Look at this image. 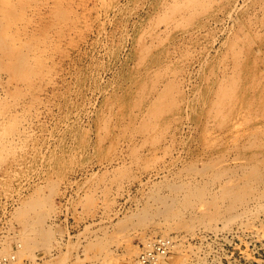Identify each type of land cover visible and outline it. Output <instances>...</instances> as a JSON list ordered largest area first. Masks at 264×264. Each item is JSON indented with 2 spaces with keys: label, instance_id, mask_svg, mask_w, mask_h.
<instances>
[{
  "label": "rangeland",
  "instance_id": "rangeland-1",
  "mask_svg": "<svg viewBox=\"0 0 264 264\" xmlns=\"http://www.w3.org/2000/svg\"><path fill=\"white\" fill-rule=\"evenodd\" d=\"M164 1L166 0H74L76 4L73 3L74 5H71V9L77 12V14L79 13V17L81 16L78 29L76 32H70L68 38L62 42V52H55L54 55H51L47 59L50 76L52 79H56V82L54 80H52L53 82H49L46 77L42 83L45 91H42L39 95L41 100L37 99L36 102L32 103L30 98L27 97L25 101H23V105L19 104L25 108L19 105H17L18 107L15 106L16 101L8 98L10 101L9 104L14 106L17 112L16 122L18 128L23 129L25 132L29 130L26 132L28 133L29 139L27 138L26 141L22 143L23 145H21V143L19 144L20 147L18 152L0 161V249L7 247L6 249L11 252V255H14L17 260H19L18 264H53V262L54 264H64V262L61 261L62 258H67V264H72L75 258L79 257V259H81L85 256H88V258L85 259L86 261H84L85 263L83 262V264H90L88 259H96L93 257L96 250H87L86 245L89 242H96V238L97 241H101L102 238L106 247L97 249L100 250L96 252V256L99 258L93 260L96 264H130L132 259H136V256L128 257L129 249H136V252H141L145 245L140 240V237L142 235L152 238L160 236V228L162 227H169V236L172 238L175 237V242L179 243L178 248L168 254L169 256L160 264H174L176 260L178 261L175 264H264V226H262L264 225V210H257L253 203L247 205L249 208H246L247 212H244L243 216L229 223L227 219L214 215V205L209 201L212 199L207 195L203 201H193V203H185L182 205L180 210L176 211L177 215L175 217L165 219L163 215L156 216L157 218L154 217L151 220L152 222H147L148 225H136L137 219L133 216L141 211L152 189L155 190L161 181L175 178L176 173L181 168L190 165L194 166V163L196 167H200L204 161H207L214 155L216 157H221L220 160L223 161V165L235 166L236 164L244 163V159L236 155V153L229 148V144H227L229 150H225L226 152L224 153H221L217 147H214L212 143H214L215 140L212 138H215L217 141L218 136H224L222 134H225V130L217 127L215 128L214 123L207 125L205 121H200L201 117L197 111L190 112L188 116L183 111L171 113L170 120H168L163 127L156 130L155 134L158 136L156 135L154 138L155 145L148 143V140H150L148 137H141L140 135H132L130 133L123 135L122 133L119 134L121 130L116 131V128L114 129L119 119L124 117L125 113L122 109L125 107H121L119 104L121 101L119 99L127 95L133 98L137 91L138 83L141 81H148L149 76L152 74L159 73L167 79L171 78L177 81L178 86L181 87L182 94L186 96V98L195 99L196 93L199 90L203 93L211 85L212 80L209 82L211 78L207 76V62L215 56V59H212V63H214L213 66L217 75H219L223 69L220 65L224 66L222 55L223 52L226 51L225 45L230 38L233 37L235 33L233 30L238 28L236 24L234 25L233 22L230 21L231 19L227 17V12L234 0H211L209 14L204 16L206 28L201 30L195 28V30L191 31L192 33L185 34L179 29L181 26H177L178 29L173 26L167 27L165 21L163 22L164 10L162 3ZM239 4L242 5L240 10L243 11H240L237 17L240 19L242 18L241 21L243 23L246 20H254L256 22V26H253L254 29L262 35V33H264V25L262 26L260 21L264 20V1L246 0L245 2V0H239ZM118 6L120 7L118 8ZM258 24L261 25L259 26ZM152 33H157V36L159 35L161 38L159 41L161 47L158 45L157 49L149 47L151 45V39H153V37H151L152 35H150ZM227 33L228 35H225ZM73 38L75 40H73ZM260 42L259 39L255 40L257 46L260 45ZM72 45L74 46L72 47ZM143 45L151 49L153 57H149L150 61L154 58V55L157 56L154 58L153 62H149V58L146 57H144V59L140 58L139 50ZM159 51L162 52L159 53ZM164 51H166V53ZM147 52L148 50H146V55ZM63 53L67 54L64 55ZM61 56L63 59H61ZM203 61L206 62V64ZM149 63H151V65ZM149 65L150 69L148 72L145 68ZM193 68L195 70H193ZM227 70L230 72V69ZM55 83L56 85H54ZM192 84L194 85L192 86ZM54 89L57 92H55ZM48 98H50V101ZM201 102L202 100L197 99L194 104L200 107ZM107 111L109 115L106 113ZM238 117L236 121L234 120L235 123H231L232 132L236 129L237 134L242 131V128L244 130L246 127V121L243 117ZM196 119L198 123L195 121ZM101 121L102 123H100ZM103 121L105 122V126H103ZM242 122L243 124H241ZM111 124L113 126H111ZM239 124L243 127L241 125L240 127ZM102 127H104L103 130ZM97 131H99V133L96 135ZM203 131L205 132L204 134ZM206 131H208L209 134ZM236 132L234 131V133ZM101 133L104 135L106 133V138ZM100 136H104V138H99ZM204 136L206 138H204ZM102 139L106 140L103 141ZM30 140L32 141L30 142ZM100 141L102 143L97 144ZM87 142L88 146L86 145ZM226 143L229 142L226 141ZM96 144L100 145L99 148L95 147ZM33 148L37 150L34 151ZM135 148L139 158L133 160L130 155L132 154L131 151ZM21 151H24L22 152L24 155ZM27 154L30 156H27ZM11 158L12 160L15 159L14 162ZM10 160L13 163L17 161L21 166L17 163L13 164ZM68 163H71V165H67ZM170 167L173 169H170ZM20 168L21 170H19ZM11 175L14 178L11 177ZM107 175L110 177L108 178ZM227 176L223 175L220 180H229L231 183H236L235 178L232 179ZM90 177H92L93 180ZM182 177L184 179H189L192 176L183 172ZM197 178L198 176L195 177V179ZM192 180H194V178H192ZM148 185H150V188ZM3 186L5 187L3 188ZM85 187H87V189ZM261 187H259L258 190L264 191V183ZM103 188H106V193ZM157 188L160 189L158 191L159 195H170V192L166 189L164 190L163 187ZM31 194L39 195L41 198L47 200L40 208V212L43 215L42 226L45 229L48 226L50 230H53V234L48 248L36 247L33 248L35 251L33 249V251L31 250L30 255L26 254L19 256L16 251L18 249L17 245H20L19 242H21V240H19V233L20 230H22V225H20V218H17L16 210L19 201L28 198ZM90 195L92 196L90 197ZM84 197H86V199ZM205 200H207V202ZM110 201L112 202L110 203ZM262 201L264 202V199ZM15 204L17 206H15ZM138 204H140L141 207ZM113 205H115V207ZM109 208L110 211L108 210ZM243 209L239 206L237 211L240 213ZM101 210L104 212L102 213ZM49 212L51 213L49 214ZM110 212L112 214L114 213V215H110ZM249 212L251 213L249 214ZM105 213L106 215H104ZM206 216L213 221H210L211 219L209 220ZM122 219H125L124 224H120ZM129 222L131 224H129ZM132 224L134 226H132ZM228 224L230 225L228 226ZM130 226H132V228ZM105 227L106 229H104ZM104 230L105 232H103ZM91 233L92 235L94 234V236H92ZM14 235L16 239L14 238L13 240L12 237H14ZM111 236H115L116 239H114L115 237L110 238ZM81 239L83 241H81ZM90 239L92 241H90ZM70 243L74 244L72 245ZM148 246L149 245H147V247ZM107 248L110 249L107 250ZM125 249L128 250H126L127 254L124 252ZM88 251L89 253H87ZM55 254L57 256H55ZM90 255L91 257H89Z\"/></svg>",
  "mask_w": 264,
  "mask_h": 264
},
{
  "label": "bare ground",
  "instance_id": "bare-ground-1",
  "mask_svg": "<svg viewBox=\"0 0 264 264\" xmlns=\"http://www.w3.org/2000/svg\"><path fill=\"white\" fill-rule=\"evenodd\" d=\"M245 2H246V0H245ZM252 2H254V1H252ZM73 3H75L74 0H0V161L6 159L8 157H11L12 155H14L18 152V149L20 147L19 144L21 143V145H23L22 143L25 142L26 139L28 138V133H26V132L29 131V130H26V132H25L23 129L18 128L17 122H16V117H17L16 113L17 112L15 111V107L12 106L11 104H9L10 101L8 100V98H11L17 102V103L15 102V106L22 104L23 101H25V99L27 97H29L31 102L34 103L37 101V99L38 100L40 99V97H39L40 93L42 91H45L43 89V86H42L44 79L47 77L49 82H53L52 80H54V79H52V77L50 76V69L48 68L49 63H48L47 59L51 55H54L55 52L56 53L62 52L61 51L62 42L64 40H66V38H68V36L70 35V32L71 33L76 32V30L78 29V24L80 22L81 16L79 17V13L77 14V12H74V10L71 9V5ZM210 4H211V0L210 1L209 0H166L162 3L163 10H164L163 22L165 21V24L167 25V27L173 26L174 28H177V26H181V28H179V29H181V31H183L184 34L185 33H192L191 31L195 30V28L196 29L199 28L201 30L203 28H206L204 16L209 14ZM257 4H258V2H257ZM120 6H118V8ZM241 6L242 5L239 4V0H234V2H232V5H230L229 11L227 12V17L229 19H231L230 21H232L234 25L236 24V26L238 28L236 30L235 29L233 30V32L235 31L233 37H231L230 40L228 39L229 41L227 42V44L225 43L226 44L225 45L226 51H224L223 55H222V57L224 59V66L219 64L220 67H223L221 73L219 75H217V73L214 70V66H213L214 63H212L213 62L212 59H215V56H213L212 59L207 62V65H206V70L208 72L207 76L209 78H211L209 80V82L211 80L212 81H211V85L207 88V90L205 92L202 93L201 90H199V91L197 90L198 91L197 93L193 92V93H196L195 99L194 98H192V99L186 98V96H184L182 94L181 87L178 86L177 81H175L171 78L167 79V78H165V76H162L159 73L158 74L157 73L152 74L151 76H149L148 81H141L138 83L137 91L134 94L133 98H132V96L127 95L126 97L122 96V98L119 99L121 101V103H119L121 105V107L122 106L125 107V108H122L123 112H125L124 113L125 118L121 117L118 121V124L115 125L114 129L116 128V131L121 130L122 132L120 131L119 134L122 133L123 135H127L128 133H130L132 135L137 134V135H140L141 137H148V139H150V140H148V143L155 145L154 138L157 135V134H155L156 130L163 127L167 123V121L170 120V114L171 113L177 112V111H181V112L183 111L188 116L190 112L197 111L201 117L200 121H205V124L207 123V125L210 123L211 124L214 123L215 128L217 127V128L225 130V134H222L224 136H221V137L218 136L217 141L215 138H212L213 140L216 141V143H215V141H214V143H212L214 145V147H217L221 153H224V152H226L225 150H229L227 148V144H229V148L233 152H235L236 155L241 156V158L244 159V163H242V164L239 163V164H236L235 166L234 165L233 166L223 165L224 164L223 161L220 160L221 157H219V156L216 157L214 155V156L210 157L207 161H204L200 167H196L195 163H194V166L190 165L188 167L181 168L176 173L177 176L175 175V178H173L172 180L161 181L157 185V187H160V188L163 187L164 190L166 189L167 191H169L170 192L169 196H164L162 194L159 195L158 191L160 189L157 187L155 190L152 189V191L148 195V200H146L145 204L142 206L141 211L139 213H137V211H136L137 214H135V216H133V217H136V219H137L136 225H142L143 226L144 224H147V222H152L151 220L156 216L163 215V218H165V219L175 217L177 215L176 211L180 210V207L182 205H184L185 203L186 204H189L191 202L193 203V201H200V200L203 201V199L207 195H209L212 199V200H209V199L208 200L211 201V203H213V205H214V210H215L214 215L216 217L218 216V217H222V218L227 219L229 221V223L232 222L233 220H236V219L238 220L239 217L243 216L244 212H247L246 208H249L247 206L249 203H251V204L253 203V205L256 206L257 210H264V202L262 201L264 199V191L258 190V188L263 186V183H264V35H263L264 33H262V35H261L260 33H258L254 29L253 26L254 25L256 26V22L254 20L247 21L246 19H243V20H246L243 23L241 21L242 18L240 19L237 17L238 13L240 11H243V10H240ZM75 7H77V6H75ZM78 9H79V7H78ZM86 10H87V8H86ZM248 17H249V15H248ZM254 18H256V17H254ZM220 20H221V18H220ZM260 22L263 26L264 20H262ZM82 23H83V21H82ZM82 23H81V25H82ZM112 24H114V23H112ZM262 26H261V28H262ZM223 29H225V28H223ZM208 31H209V29H208ZM224 33H226V32H224ZM220 34H221V32H220ZM77 35H78V32H77ZM150 35H152L151 37H153V39H151V45L149 47L157 49L158 45H159V41L161 38L159 37V35L157 36V33H152ZM225 35H228V33ZM147 39H148V37H147ZM211 39H212V36H211ZM257 39H259V41H261L260 45H258V46L255 44V40H257ZM73 40H75V39L73 38ZM73 40H72V42H73ZM213 41H215V40H213ZM138 42H139V40H138ZM209 44H211V43H209ZM74 45H72V47ZM145 46L146 45H143L141 47V49L139 50V54H140L141 59H144V57H146V58L153 57L151 54V49H149ZM215 46H217V45H215ZM202 47H203V45H202ZM213 49H215V48H213ZM146 50H148L147 55H146ZM69 51H70V48H69ZM208 51H206V52H208ZM161 52L162 51H159V53H161ZM164 52L166 53V51H164ZM63 54L65 55L67 53H63ZM172 54H173V52H172ZM60 55H61V53H60ZM58 57H60V56H58ZM156 57L157 56L154 55V58H156ZM205 57H207V56H205ZM205 57H203V58H205ZM69 58H70V56H69ZM71 58H72V56H71ZM154 58H152V60H151L152 62L154 61ZM61 59H63L62 56H61ZM216 60H217V58H216ZM151 61L149 58V62H151ZM204 63L206 64V62H204ZM149 64L151 65V63H149ZM150 65L146 66V68H145L148 70V72L150 69L149 68ZM198 65H200V64H198ZM198 69H199V67H198ZM227 69H230V72H228ZM193 70H195V69L193 68ZM193 70H191V71H193ZM186 72H187V70H186ZM146 74H149V73H146ZM60 80H61V78H60ZM204 81H205V78H204ZM201 84H202V81H201ZM54 85H56V83ZM193 85L194 84H192V86ZM189 86H191V85H189ZM54 91H55V89H54ZM55 92H57V91H55ZM51 94H52V92H51ZM47 97H48V95H47ZM47 97H46V100H47ZM49 99L50 98H48V100ZM197 99L202 100L200 107H198L197 105L194 104V103H196ZM110 100H112V99H110ZM66 101H68V100H66ZM42 102H43V98H42ZM58 102H59V100H58ZM108 104H109V102H108ZM43 105H44V103H43ZM46 105H47V103H46ZM19 106H21V105H19ZM36 106H38V105H36ZM21 107L25 108L24 106H21ZM27 107H28V105H27ZM108 108H109V105H108ZM106 109H107V107H106ZM21 111H20V113H21ZM31 111H33V110H31ZM106 113L108 114V111ZM116 114H117V112H116ZM238 116H242L243 119L246 121V127L244 128V130L242 128V131H244V132L241 131L242 133L240 132L237 134V132H236L237 130L234 127L233 128L235 129L234 131L236 133H234V131L232 132L231 123H235L234 120L236 121V119L239 118ZM99 117H101V116H99ZM195 121L198 123L197 119ZM100 123H102V121ZM103 124H104L103 126H105L104 121H103ZM241 124H243V122ZM241 124H239V126ZM22 125H24V124H22ZM97 125H98V123H97ZM101 126H102V124H101ZM111 126H113V125L111 124ZM25 127H27V126H25ZM103 128L104 127H102V130H103ZM106 128H107V125H106ZM97 130H99V129H97ZM181 130H183V129H181ZM193 131L195 132L194 129H193ZM204 131H203V134L205 133ZM103 132H105V131H103ZM206 132H208V131H206ZM32 133H33V131H32ZM98 133H99V131L96 132V135ZM70 134H71V131H70ZM101 134H103V133H101ZM206 134H205V136H206ZM208 134H209V132H208ZM105 135H106V133H105ZM104 136H100L99 138H102V137L104 138ZM205 136H204V138H206ZM211 136H213V135H211ZM33 137H34V135H33ZM105 138H106V136H105ZM202 139H203V137H202ZM105 140H103V141H105ZM136 140H139V139H136ZM31 141L32 140H30V142ZM145 141H144V143H145ZM226 141H228L229 143H226ZM34 142H36V141H34ZM26 143H28V142H26ZM99 143H102V142L100 141L97 144H99ZM87 144H88V142L86 143V145ZM97 144L95 145V147L99 148L100 145H97ZM35 145H37V144H35ZM143 146H144V144H143ZM30 147H31V144H30ZM35 148H33L34 151L37 150ZM200 149H202V148H200ZM22 152H24V151H21V153ZM131 152H132V154L130 156H132L133 160H136L139 158V156L137 155L136 148ZM195 152H197V151H195ZM198 152H199V150H198ZM19 153H20V151H19ZM32 153H33V151H32ZM32 153H30V154H32ZM116 153H115V155H116ZM28 155L29 154H27V156ZM64 156H66V155H64ZM203 156H205V155H203ZM13 157H15V156H13ZM192 157H194V156H192ZM12 158H11V160H12ZM67 158L70 159L69 157H67ZM17 159H19V158H17ZM41 159H40V162H41ZM14 160L15 159H13L12 161L14 162ZM20 160H22V159H20ZM199 160H198V162H199ZM238 161H240V160H238ZM15 162L17 164H19L17 161H15ZM16 163H13V164H16ZM69 164L71 165V163H68L67 165H69ZM174 165H175V163H174ZM16 168H17V165H16ZM118 168H119V166H118ZM170 169H173V168L170 167ZM13 170H11V171H13ZM19 170H21V168ZM2 171H4V170H2ZM51 171H52V169H51ZM118 171H120V170H118ZM183 172H186L189 176H192V177L189 179H184L182 177ZM223 175H226V176L228 175L232 179L235 178L236 183H231L229 180L221 181L220 178ZM197 176H198V178L195 179V177H197ZM11 177H13V176L11 175ZM109 177L110 176H108V178ZM90 178L93 180L92 177H90ZM192 178H194V180H192ZM11 180H12V178H11ZM99 180H100V177H99ZM160 180H163V179H160ZM141 185H142V183H141ZM148 186L150 188V185H148ZM4 187L5 186H3V188ZM85 188L87 189V187H85ZM85 188H84V190H85ZM103 189H101V190H103ZM105 189H104V191H105ZM261 189H262V187H261ZM105 193H106V191H105ZM40 195H41V193H40ZM142 195H143V193H142ZM19 196H18V199H19ZM91 196L92 195H90V197ZM41 197H42V195H41ZM41 197L39 195L31 194V196H29L28 198H24L21 200L19 199L20 201L18 200L19 201L18 206L16 205L17 203L15 204V206H17V210L16 209H14V210H16L17 218L18 217L20 218V223H21L20 225H22V230H20V233H19V240H21V242H19L20 245L19 244L17 245V247H18L17 251L15 250L17 255H19V256L26 255V254L30 255L31 250L33 248H36V247L37 248L38 247H42V248L45 247L44 249H46L50 246L53 230H50V228H48V226L46 229L42 226L43 215L40 212V208L46 203L47 200H45ZM84 198L86 199V197H84ZM112 201H110V203ZM205 201L207 202V200H205ZM74 202H73V205H74ZM114 203H115V200H114ZM138 203H140V202H138ZM143 203H144V201H143ZM71 205H72V203H71ZM138 205L140 206V204H138ZM113 206L115 207V205H113ZM239 206H241L242 209L244 208L242 210V212H240V213H239V211H237V208ZM106 207H107V205H106ZM110 207H112V206H110ZM108 210L110 211V208ZM45 211H47V210H45ZM109 211H107V212H109ZM101 212H102V210H101ZM50 213L51 212H49V214ZM250 213L251 212H249V214ZM57 214H59V213H57ZM109 214L111 215L112 213L110 212ZM13 215H15V214H13ZM104 215H106V213ZM112 215H114V213ZM207 215H209V214H207ZM106 217H109V216H106ZM119 217H118V219H119ZM129 218H128V220H129ZM207 218L209 220L211 219L209 217H207ZM80 219H81V217H80ZM106 219H108V218H106ZM125 219H122L120 221V224H124ZM187 220H189V219H187ZM189 221H191V220H189ZM210 221H213V220L211 219ZM214 221H216V220H214ZM218 222H220V221H218ZM129 224H131V223L129 222ZM133 224H132V226H134ZM181 224H184V223H181ZM205 224H206V222H205ZM229 225L230 224H228V226ZM132 226H130V227L132 228ZM186 226H183V227H186ZM262 226H264V225H262ZM112 227H114V226H112ZM207 228H210V227H207ZM104 229H106V227ZM135 229H137V228H135ZM217 229H214V230H217ZM168 230H169V227L160 228V232H161L160 236L165 237V238H169L172 241L171 252H170V253H172L173 250L175 251L178 248L179 242L177 241L178 243H176L174 240L175 237L172 238L169 236ZM13 232H15V231H13ZM103 232H105V230ZM116 232H118V231H116ZM100 233H101V231H100ZM80 235H79V237H80ZM91 235H92V233H91ZM89 236H90V233H89ZM92 236H94V234ZM8 237H11V236H8ZM56 237H58V236H56ZM114 237L111 236L110 238H114ZM12 238H13V240H14V238L16 239L15 235ZM98 239H100V238H98ZM105 239H106V237H105ZM114 239H116V237ZM151 239H152V237H146L145 235H142L140 237V240L145 245L144 247H147V245H149ZM81 241H83V240L81 239ZM90 241H92V240L90 239ZM106 241H108V240H106ZM22 242H24V243H22ZM5 243H7V242H5ZM70 244H72V243H70ZM104 247H105V243L102 241V238H101V241L100 240L97 241V238H96V242H92V243L89 242L86 245L87 250H92V251L96 250L94 252L95 255L93 256L96 259L99 258V257L97 258L96 252L100 251L97 249L98 248L103 249ZM6 248L0 249V257L11 255V252L9 250H7ZM50 248H52V247H50ZM132 248H134V247H132ZM109 249L107 248V250H109ZM126 250L127 249H125L124 252H126ZM11 251H12V249H11ZM137 251H139V250H137ZM87 253H89V251ZM139 253L140 252H136V249L135 250L129 249L128 257L129 256L130 257L136 256V259L131 258L132 262L130 264H140L138 262V258H137ZM126 254H127V252H126ZM55 256H57V255L55 254ZM168 256L169 255L164 256V257H160L156 264H160L161 262H164L163 260L166 259ZM89 257H91V255ZM104 257H105V253H104ZM125 257H126V255H125ZM86 258H88V256H85L84 258H81V259H79V257H77V258H75V260L73 261L72 264H83V262L86 261L85 260ZM170 258H171V256H170ZM66 259L62 258L61 261H63L64 264H67ZM96 259L90 258V259H88V261L90 262V264H96V262L93 261ZM105 259H106V257H105ZM108 261H110V260H108ZM177 261L178 260H176V262L175 261L174 262L177 263ZM53 264H54V262H53ZM68 264H70V263H68Z\"/></svg>",
  "mask_w": 264,
  "mask_h": 264
},
{
  "label": "built area",
  "instance_id": "built-area-1",
  "mask_svg": "<svg viewBox=\"0 0 264 264\" xmlns=\"http://www.w3.org/2000/svg\"><path fill=\"white\" fill-rule=\"evenodd\" d=\"M172 241L169 238L157 236L151 239L149 246L144 247L138 255L140 264H156L160 257L171 252ZM14 255L0 257V264H18Z\"/></svg>",
  "mask_w": 264,
  "mask_h": 264
}]
</instances>
